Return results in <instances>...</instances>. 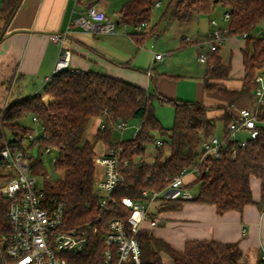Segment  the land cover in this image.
<instances>
[{
  "label": "trees",
  "instance_id": "obj_1",
  "mask_svg": "<svg viewBox=\"0 0 264 264\" xmlns=\"http://www.w3.org/2000/svg\"><path fill=\"white\" fill-rule=\"evenodd\" d=\"M20 1L3 0L0 31L12 18ZM159 1L131 0L124 3L118 13L119 22L135 28L148 23L154 5ZM218 6L229 13L228 26L233 33L247 32L243 49L245 74L239 88L232 89L225 84L231 66L219 55L220 49L208 52V68L202 91L228 99L227 105L207 106L201 101L168 98L98 71L66 68L54 73L53 79L44 84L43 93L52 96L53 101L45 103L41 94H32L15 99L6 108H0V151L5 142L15 148H24L31 128L24 126L22 120L29 115L37 116L44 130L33 142L38 147V155H32L31 160L33 173L44 169L42 154L46 147L57 151L54 164L63 174L59 179L48 182L44 190L49 197L65 202L66 227L87 222L93 224L94 231L89 235L87 246L80 252L67 253L69 264H102L104 235L109 222L113 218L126 219L131 213L123 205L101 207V196L95 191L96 141L85 140L93 117L105 113L106 127H99L96 140L106 143L109 149L120 148L121 160L128 161L127 165L120 167L123 179L116 186L113 196L119 200L131 197L142 201L144 190L165 189L174 177L197 160L202 141L215 131L210 111L215 108L223 110L220 119L226 131L235 117L230 107L245 97L253 96L257 85L255 74L264 68V28L261 34L253 32L264 20V0H170L163 18L167 19L168 24L189 22L194 17L212 15ZM151 35L152 32L137 31L132 37L141 45ZM11 82L12 79L4 81L8 89ZM156 98L163 104L171 103L174 106V123L169 129L163 127L155 113ZM259 117L264 120L263 114L259 113ZM132 119L140 120L136 138L116 140L114 124ZM8 133L14 137L8 138ZM155 133L161 137H156ZM158 140L161 143L158 144ZM148 145H154L156 150L151 162L147 161ZM166 146L169 148L167 157L164 156ZM8 176L0 154V181ZM192 176L194 180L186 183V187L191 188L198 183L196 196L193 195L191 199L159 197L154 203L155 207L175 209L185 201H192L214 205L217 213L222 215L228 211H242L245 206L255 203L251 178L264 177V126H260L259 136L250 141L247 147L238 149L236 155L230 150L226 151L219 159L208 162V170ZM10 204L11 199L0 193V264H5L9 259L2 237L10 229L7 216ZM260 204H264V181L261 183ZM139 241L142 247L141 264H164L163 253L169 255L174 264H241L242 250L236 242L194 240L188 241L185 248L180 250L156 236L152 229L141 230Z\"/></svg>",
  "mask_w": 264,
  "mask_h": 264
},
{
  "label": "crops",
  "instance_id": "obj_2",
  "mask_svg": "<svg viewBox=\"0 0 264 264\" xmlns=\"http://www.w3.org/2000/svg\"><path fill=\"white\" fill-rule=\"evenodd\" d=\"M128 1L131 0H21L4 28L1 24L0 108L8 107L17 98L26 97L23 94L25 91L41 94L46 103L53 101L52 96L39 93V88L44 87L46 78L52 74L61 49V45L50 38L51 33H66L67 45L72 51L70 58L72 70L98 71L150 91L153 85L155 92L176 99L178 77L170 73L157 72L153 68L154 63L165 61L171 55L156 59L157 53L147 48L140 51V47L135 52V48L140 44L132 34L126 36L121 30L122 23L119 22L118 13ZM2 5L3 0H0V10ZM92 5H97L106 12L107 20L115 24L114 32L93 34L73 23L77 17L86 15L88 7ZM212 19L213 14L194 17L187 27L189 30L180 36L181 45H186L184 38L190 36L187 34L188 31H192V35H198L199 39L205 38L211 30ZM219 24L228 26V21L223 17V20L219 19ZM258 26L255 28L257 30L255 34L261 31L258 30ZM143 30L141 32H144ZM245 46L246 39L234 36L220 47L219 55L231 66L229 79L225 81L229 88L237 89L241 86V79L245 74L243 64ZM224 47L230 53L228 62L222 55ZM7 79H12L10 89L4 84ZM17 85L21 87L18 88ZM202 94L208 99L197 101L207 106L227 105L229 102L219 95L203 92L200 82L198 97L200 98ZM246 107H256L254 96L241 99L231 106L230 110L236 114L239 109ZM102 121V116L93 117L85 133V140L96 141L95 150L101 141L96 140V133ZM104 145L102 152L96 154H103L109 150L108 145L106 143ZM263 181L264 177L252 176L251 187L255 203L245 206L242 211H228L220 215L214 205L192 201H185L179 208L167 210L153 205L151 212L153 217L158 219V224L152 230L156 236L180 250L185 248L188 241L194 240L236 242L242 250L239 259L241 264H259L264 252V204H260ZM164 255L167 254L163 253V257Z\"/></svg>",
  "mask_w": 264,
  "mask_h": 264
},
{
  "label": "built area",
  "instance_id": "obj_3",
  "mask_svg": "<svg viewBox=\"0 0 264 264\" xmlns=\"http://www.w3.org/2000/svg\"><path fill=\"white\" fill-rule=\"evenodd\" d=\"M161 2L154 6L158 7ZM229 13H225L224 19L229 21ZM73 23L90 33H112L114 22L107 20V15L97 5L88 8L86 15L73 20ZM211 30L204 39L187 36L184 42L196 44L200 47L198 59L202 63L208 60V52H214L231 37L245 39L247 32L233 33L229 26L223 27L217 19H212ZM147 23L138 26L141 32ZM263 33V30L259 34ZM50 38L61 45L60 53L45 84L53 79V74L66 68H70L72 51L67 45L66 33H51ZM206 50L204 51V49ZM156 59H163V54H156ZM72 70V69H71ZM254 80L256 87L254 97L255 108H241L228 124L226 131L221 135L213 134L201 143L200 154L197 160L180 174L172 179L163 190L147 189L142 193L143 200H135L131 197H122L120 200L113 196L118 183L123 179L120 167L127 165L128 161H122L121 149L110 148L106 153L97 154L95 161L102 167V177L96 179L95 191L101 196V207L110 205L115 207L123 205L131 210L126 219L113 218L104 235L105 249L102 264H125L142 262V247L139 234L143 229H154L158 219L153 217L151 207L159 197L174 199L182 197L191 199L193 194L186 187V178L208 170V162L219 159L224 152L231 151L236 155L237 150L245 148L250 141L255 140L260 133L261 119L260 108L264 105V68L257 71ZM101 129H105V113L102 115ZM35 125L44 130L37 116H32ZM115 131L127 129V121L121 120L114 124ZM140 127H137L132 138H136ZM43 133V132H42ZM39 136L32 132L28 134L30 146L15 148L5 142L0 154L6 173L9 175L4 181H0V193L11 199L7 216L10 229L3 236V243L9 259L5 264H69L67 253L80 252L88 244L89 235L94 231L93 224L87 222L75 227L65 225V202L49 197L46 191L37 183L31 167L33 142ZM157 143H161L160 140ZM33 144V145H32ZM51 147L44 149L45 153L52 152ZM57 157L54 158V163ZM264 264V252L260 257V263Z\"/></svg>",
  "mask_w": 264,
  "mask_h": 264
},
{
  "label": "rangeland",
  "instance_id": "obj_4",
  "mask_svg": "<svg viewBox=\"0 0 264 264\" xmlns=\"http://www.w3.org/2000/svg\"><path fill=\"white\" fill-rule=\"evenodd\" d=\"M161 6L153 8L152 16L150 21L147 23V26L144 27V32L147 31L148 33L152 32L151 36H148L146 40L141 44L138 45V47L135 48V52H137L138 48L140 47V51L145 50V48L153 51V53H159L163 55H171L169 59L165 61H158L154 63L153 68L157 72H165L175 75L177 79V99L182 100H190V101H197V100H204L206 101L208 98H205V96L202 94L200 95V98L198 97V85L199 83H203V78L205 76V73L207 71V64L202 63L199 61L198 56L200 52V47L196 44H186L181 45V34L185 33L188 25L191 24V21L189 22H172L168 24L167 19H164L163 16L168 10V5L170 0H160ZM226 13V10L222 6H218L215 11L213 12L214 19H217L219 22V19L223 20V17ZM219 18V19H218ZM221 25V24H220ZM223 27H226L227 25H222ZM264 27V20L260 22V25L258 26V30H262ZM118 29H120L118 27ZM128 29V31H126ZM121 30H123V33L126 34V36L130 33L133 34L134 32H137L138 27H133L132 25L128 24H121ZM257 30L254 31L256 33ZM187 34H190V37L196 38L197 36L192 35V31H188ZM203 36V35H202ZM201 36V37H202ZM200 38V37H197ZM204 39V38H201ZM134 47V46H133ZM206 48L204 49V51ZM173 53V55H172ZM229 50L224 47V50L222 52V55L224 56V59L226 62L229 61ZM151 90L154 91V87L152 85ZM43 92V87L39 88V93ZM254 93V92H253ZM25 96H29L32 94H35L34 92H23ZM254 96V94H253ZM43 101L46 103V101L43 99ZM48 103V102H47ZM154 108L155 113L157 117L159 118L161 124L164 128L169 129L173 126L174 123V106L171 103H161L159 99H155L154 101ZM223 110L220 108H215L212 111H210V117L215 123V131L214 133L217 135H221L223 132V122L220 119V116L222 115ZM261 114L264 115V105L261 107ZM261 125L264 126V120H261ZM22 123L26 127L31 128V132L34 136H41L42 135V128L40 126H37L32 121V116H26ZM137 127H140V120L138 119H132L127 121V129L124 131H116L114 134L115 139H130L133 137L134 132ZM156 137H161L159 133H155ZM14 136L11 133H8V138H13ZM166 139V137H165ZM25 147H29L30 143L28 139H25L24 142ZM105 147L104 143L99 141L96 147V152L100 153L102 152V149ZM31 152L33 155H38V147L37 145H33L31 147ZM155 146L154 145H148L147 146V161H153L155 157ZM151 154L153 156H151ZM169 155V148L168 146L165 147V157ZM57 156V151L53 150L50 153H43L42 158L44 162V169L38 171V173L35 174V178L37 180V183L43 188H46V185L48 182L55 181L59 179L63 172L56 169L54 164V158ZM164 157V158H165ZM96 176L97 179L102 177V167L97 165L96 168ZM260 177V176H258ZM194 177L192 175L188 176L186 178V183L193 181ZM191 193L196 196L199 191V184L195 183L191 188H189ZM153 231V230H152ZM164 264H173L172 258L168 255H164L163 257Z\"/></svg>",
  "mask_w": 264,
  "mask_h": 264
},
{
  "label": "water",
  "instance_id": "obj_5",
  "mask_svg": "<svg viewBox=\"0 0 264 264\" xmlns=\"http://www.w3.org/2000/svg\"><path fill=\"white\" fill-rule=\"evenodd\" d=\"M1 38V37H0Z\"/></svg>",
  "mask_w": 264,
  "mask_h": 264
}]
</instances>
